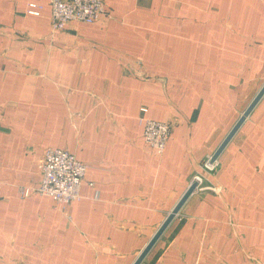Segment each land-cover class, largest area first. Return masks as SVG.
Listing matches in <instances>:
<instances>
[{
	"label": "crops",
	"instance_id": "obj_1",
	"mask_svg": "<svg viewBox=\"0 0 264 264\" xmlns=\"http://www.w3.org/2000/svg\"><path fill=\"white\" fill-rule=\"evenodd\" d=\"M38 1L0 0V264H133L199 172L140 264H264V94L202 168L264 85V0H103L55 32ZM48 147L89 166L65 210L19 191Z\"/></svg>",
	"mask_w": 264,
	"mask_h": 264
},
{
	"label": "built area",
	"instance_id": "obj_2",
	"mask_svg": "<svg viewBox=\"0 0 264 264\" xmlns=\"http://www.w3.org/2000/svg\"><path fill=\"white\" fill-rule=\"evenodd\" d=\"M52 6L51 27L58 31L72 21L94 23L108 14V9L103 0H49ZM38 0H28V13L38 15L42 8ZM147 108H141L146 113ZM143 124L144 139L147 144L157 152H164L173 130L172 120H156L145 115L139 116ZM42 178L39 186H20L22 196H29L32 192L52 197L57 206L65 210L72 202L83 198L81 191L83 180L88 170V164L81 161L67 149L48 147L44 150L39 162ZM218 167L217 159L210 157L202 166L205 173H211ZM204 173L194 175L191 184L196 183L195 190L203 188ZM2 184L0 183V193Z\"/></svg>",
	"mask_w": 264,
	"mask_h": 264
},
{
	"label": "water",
	"instance_id": "obj_3",
	"mask_svg": "<svg viewBox=\"0 0 264 264\" xmlns=\"http://www.w3.org/2000/svg\"><path fill=\"white\" fill-rule=\"evenodd\" d=\"M264 94V85L261 88V90L258 92V94L255 96V98L252 100V102L249 104L248 108L245 110V112L242 114L236 125L232 128V130L229 132V134L226 136L224 141L221 143V145L218 147L214 155L212 156V160L217 159L218 155L222 151V149L225 147V145L228 143V141L231 139V137L234 135V133L237 131V129L240 127L244 119L247 117V115L250 113L252 108L255 106V104L258 102V100L262 97ZM196 188V183H193L189 186L188 190L185 192V194L181 197L179 202L176 204V206L173 208V210L170 212L166 220L163 222V224L160 226V228L157 230V232L154 234V236L151 238V240L148 242V244L143 248V250L140 252L136 260L133 262V264H140L145 256L148 254L150 249L153 247V245L156 243V241L159 239V237L162 235L164 230L167 228L169 223L173 220L175 215L178 213L182 205L185 203V201L188 199V197L193 193V191Z\"/></svg>",
	"mask_w": 264,
	"mask_h": 264
},
{
	"label": "rangeland",
	"instance_id": "obj_4",
	"mask_svg": "<svg viewBox=\"0 0 264 264\" xmlns=\"http://www.w3.org/2000/svg\"><path fill=\"white\" fill-rule=\"evenodd\" d=\"M190 185H191V184H190ZM194 191H195V190H194ZM194 191H193V192H194Z\"/></svg>",
	"mask_w": 264,
	"mask_h": 264
}]
</instances>
